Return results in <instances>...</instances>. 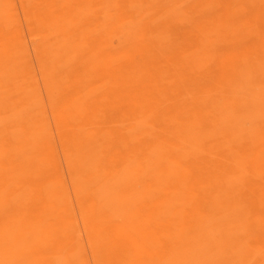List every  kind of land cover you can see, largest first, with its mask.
Returning <instances> with one entry per match:
<instances>
[{
    "label": "bare ground",
    "instance_id": "obj_1",
    "mask_svg": "<svg viewBox=\"0 0 264 264\" xmlns=\"http://www.w3.org/2000/svg\"><path fill=\"white\" fill-rule=\"evenodd\" d=\"M0 264H264V0H0Z\"/></svg>",
    "mask_w": 264,
    "mask_h": 264
}]
</instances>
